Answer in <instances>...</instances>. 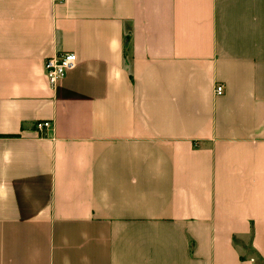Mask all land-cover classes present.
I'll return each instance as SVG.
<instances>
[{
  "label": "crops",
  "instance_id": "1",
  "mask_svg": "<svg viewBox=\"0 0 264 264\" xmlns=\"http://www.w3.org/2000/svg\"><path fill=\"white\" fill-rule=\"evenodd\" d=\"M0 264H264V0H0Z\"/></svg>",
  "mask_w": 264,
  "mask_h": 264
},
{
  "label": "built area",
  "instance_id": "2",
  "mask_svg": "<svg viewBox=\"0 0 264 264\" xmlns=\"http://www.w3.org/2000/svg\"><path fill=\"white\" fill-rule=\"evenodd\" d=\"M62 2L63 0H57ZM77 65L76 57L73 53H60L48 58L44 61L43 69L45 77L51 87H54L67 72L75 69ZM215 94L220 96L223 94L222 86L218 85L215 88ZM51 129L50 122H38L35 125V131L40 136H47Z\"/></svg>",
  "mask_w": 264,
  "mask_h": 264
}]
</instances>
